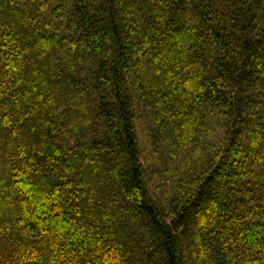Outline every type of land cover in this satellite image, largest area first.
<instances>
[{
    "label": "trees",
    "instance_id": "16d2710c",
    "mask_svg": "<svg viewBox=\"0 0 264 264\" xmlns=\"http://www.w3.org/2000/svg\"><path fill=\"white\" fill-rule=\"evenodd\" d=\"M0 264H264V0H0Z\"/></svg>",
    "mask_w": 264,
    "mask_h": 264
},
{
    "label": "rangeland",
    "instance_id": "374dc122",
    "mask_svg": "<svg viewBox=\"0 0 264 264\" xmlns=\"http://www.w3.org/2000/svg\"><path fill=\"white\" fill-rule=\"evenodd\" d=\"M144 112L141 110L139 118L137 119L138 135L141 143V156L142 161L149 170L160 167L158 164L159 155L156 151L154 144L149 137L148 120L145 119ZM162 172L159 178V174L156 172L153 181L157 185V182H162ZM160 189V188H159ZM160 195L163 194L162 190H159Z\"/></svg>",
    "mask_w": 264,
    "mask_h": 264
}]
</instances>
